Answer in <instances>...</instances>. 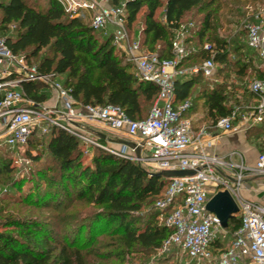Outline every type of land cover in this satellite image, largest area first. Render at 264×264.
<instances>
[{"label":"trees","instance_id":"1","mask_svg":"<svg viewBox=\"0 0 264 264\" xmlns=\"http://www.w3.org/2000/svg\"><path fill=\"white\" fill-rule=\"evenodd\" d=\"M216 1L128 0L126 3L130 36L137 37L133 28L142 15L138 40L143 49L156 52L160 60L174 58L172 40L187 16L194 9L201 14L200 24L186 26L189 34L186 33L185 44L191 50L177 68L200 64L212 56L218 68L213 78L205 77L202 72L181 75L174 79V87L178 104L190 98L195 101L206 97L214 122L232 111L228 104L232 94L227 91V83L217 82L210 88L217 72L246 73L249 62L242 59L254 54L248 44L237 38L227 40L212 35L215 9H219ZM111 2L118 5L122 0ZM162 7L164 22L157 17ZM0 13V35L6 38L10 49L24 54L40 71L64 77L63 85L71 89L80 104L117 105L133 120L149 116L159 87L137 76L135 65L114 45L111 31L105 34L94 29L87 18L70 17L58 0H47L44 7L38 0H0ZM98 33L104 36L100 38ZM206 43L211 45L213 54L204 48ZM20 87L31 99L45 101L48 97L41 91L44 85L40 82H22ZM99 140L102 144L106 142L101 137ZM29 145L38 151L36 155L29 152L30 159L41 163L43 168L37 173L39 181L30 186L25 196L5 199L6 205L14 210L4 215L5 206L0 207V264H113L110 259L131 253H156L171 234L172 230L161 223V212L155 207L167 180L145 165L101 147L88 146L55 126L45 134L35 131L24 146ZM3 146L23 147L0 143V148ZM85 157L90 160L85 162ZM15 170L12 159L3 155L0 177L11 176ZM22 181L16 180L14 187L21 190ZM24 181H29L28 177ZM77 202L97 210L64 212L73 209ZM20 205L58 211L65 221L61 228H65L67 238H62L58 225L50 224L40 214L16 213L15 207ZM240 225V217L234 216L226 230L233 234ZM104 234L109 235V242L94 246ZM222 245L220 240L216 241V246Z\"/></svg>","mask_w":264,"mask_h":264},{"label":"built area","instance_id":"2","mask_svg":"<svg viewBox=\"0 0 264 264\" xmlns=\"http://www.w3.org/2000/svg\"><path fill=\"white\" fill-rule=\"evenodd\" d=\"M72 18H87L90 25L112 32L113 43L136 68L141 80L158 85L157 99L147 118L133 120L117 105L80 104L71 89L57 80L55 72H42L30 64L24 54L14 53L6 38L0 35V138L5 144L16 147L28 143L37 131L45 134L52 126L59 127L80 138L88 146L105 148L100 137L94 135L88 125L103 124L112 132L135 139L140 156L134 148L121 144L113 153L122 158L137 161L147 167L163 170H194L186 176L165 178L166 187L155 207L161 212L160 221L172 230L157 249L158 256L177 250L188 258L186 264H264V205L243 198L240 194L243 179L248 172L264 173V152L258 155L254 167L233 159L239 153L233 151L228 158L210 153L214 135L207 126L198 130L192 127L187 116L191 101L176 103L174 79L178 75L198 74L211 78L216 71L213 56L199 65L177 68L190 52L185 44L187 28L181 25L172 40L173 59H159L156 52L141 47L133 39L126 25V3L118 5L111 0H58ZM259 17V16H257ZM247 44L264 60V21H248L245 24ZM205 49L214 53L210 44ZM22 82H40L57 92L54 106L31 99L22 91ZM250 89L260 98L257 120L264 112V79H254ZM237 112L219 118L214 126L224 131L233 129ZM229 190L234 196L241 225L229 234L222 227L219 217L207 209L209 199L221 190ZM220 240L226 245L216 246Z\"/></svg>","mask_w":264,"mask_h":264},{"label":"crops","instance_id":"3","mask_svg":"<svg viewBox=\"0 0 264 264\" xmlns=\"http://www.w3.org/2000/svg\"><path fill=\"white\" fill-rule=\"evenodd\" d=\"M249 7L253 10L252 5ZM253 20L264 21V5L254 11ZM242 41L247 44V37ZM250 50L254 54L247 60L242 59V61L249 62L248 72H217L215 82L210 85V88H213L217 82L219 84L227 83V91L232 94L228 102L232 106V111L227 116H230L234 111L237 112L232 121L233 129L224 131L214 126L215 122L209 115L207 100L204 96L197 98L195 101H193V98H190L189 101H191L192 106L188 110L187 116L191 119L194 130H198L202 126H207L214 135V145L210 149V153L228 158L231 152L237 151L239 154L233 158L235 162L243 161L246 166L254 167L258 155L264 152V112L262 113V120H257L256 116L259 115L258 106L260 104V98L250 89V83L256 78H264V60L254 49L251 48ZM236 53L240 52L238 51ZM216 67L218 68V64ZM1 70L0 65V72ZM192 75L195 74L187 76ZM180 76H176L175 79ZM63 79L64 77L57 76V80L62 84ZM41 91H45L48 96L44 102L53 99L52 90L44 86V89ZM88 127L94 135L106 139L107 142L111 140L118 146L123 144L120 140L135 142V139L118 132H115L117 138H110L107 134L110 130L98 122H91ZM101 134H104L106 137H102ZM240 194L247 200L264 205V173L248 172L243 179Z\"/></svg>","mask_w":264,"mask_h":264},{"label":"rangeland","instance_id":"4","mask_svg":"<svg viewBox=\"0 0 264 264\" xmlns=\"http://www.w3.org/2000/svg\"><path fill=\"white\" fill-rule=\"evenodd\" d=\"M41 7H44L47 3V0H38ZM216 4L219 6V9L216 8ZM216 4L213 5L214 8H216V15H215V30L212 32L213 36H218L220 38L224 39H234L237 38L238 40H244L246 39V29L245 24L248 21H252L254 17V11L256 9L260 8V6L264 5V0H217ZM252 5L253 10L249 7ZM1 14V13H0ZM157 17L165 21L164 16V8L158 10ZM195 23L200 24L201 23V14H199L196 9L193 10L187 16V18L184 21L185 26H191L192 24L195 25ZM142 29V15H140L138 22L135 24L133 31L136 30V32L133 34L134 36L137 34L136 39H138L139 33ZM138 30V31H137ZM104 33H98V36L102 38ZM189 34V29L187 32V35ZM134 38V39H135ZM194 61H197L195 59ZM201 64V63H200ZM214 82V81H212ZM53 99L50 101L45 102V106H54L56 104L57 100V92L52 90ZM53 102V103H52ZM108 136L112 139L117 138V134L115 132H107ZM40 135V134H39ZM5 142V139L0 138V143ZM47 139H44V145H46ZM105 148L103 150L108 151L112 154L113 151H116L120 146L115 144L114 142L106 141L104 144ZM44 147H41V149ZM39 149V148H38ZM29 152H32L33 154H37V147L34 145L32 146H23L18 149H12L8 147H1L0 148V158L5 155L9 156L12 159L13 166L16 169L13 175L7 176L3 175L0 177V207L5 206V210L3 211L4 215H7L11 212V210H14V207H11L7 204V201L5 200L8 197L12 198H20L25 196V194L28 192L30 186L34 183L39 181L38 172L42 170L43 166L41 163H34L30 157ZM85 162L89 161L86 157L84 158ZM146 168L153 172H158L157 169H153L151 167ZM28 177L29 181H24V178ZM16 180H23L22 183V189L18 190L14 187V182ZM44 185L45 182L41 181ZM74 209L82 211V213H86L89 211L97 210V207H92L87 204H81L76 203L73 209L64 211L65 213H70ZM16 213H21L22 216H25L27 214H32L34 216H38L40 214L42 218H45L46 220H49L50 224L52 225H58L59 229L61 231V235L63 239L67 238V233L65 232V228L62 229L61 226L64 225L65 221L61 217L59 212L54 209H48V208H41L36 209L34 207L28 206V205H20L18 207H15ZM75 210V211H76ZM63 220V221H62ZM70 224L73 225V221H70ZM65 225H68L65 224ZM109 235L104 234L100 235L97 238V241L94 246H100V244H106L109 242ZM228 242V240L226 241ZM224 242L223 245H226ZM102 250V249H101ZM108 250H112V248H109ZM188 258L182 255L181 253H178V251L172 250L167 254L158 256L156 253L150 252H138V253H131L126 255L124 258H112L110 259V262L113 264H186ZM188 264H195L193 262H189Z\"/></svg>","mask_w":264,"mask_h":264},{"label":"water","instance_id":"5","mask_svg":"<svg viewBox=\"0 0 264 264\" xmlns=\"http://www.w3.org/2000/svg\"><path fill=\"white\" fill-rule=\"evenodd\" d=\"M101 136L106 137L104 134H101ZM120 142L131 148H134L136 155L140 156V147L137 146L135 142L129 140H120ZM194 173V170H163L154 172L155 175L163 178L186 176L192 175ZM207 209L219 217L222 227L227 228L229 225V220L239 211V206L232 193L226 189L217 192L209 199L207 203Z\"/></svg>","mask_w":264,"mask_h":264}]
</instances>
